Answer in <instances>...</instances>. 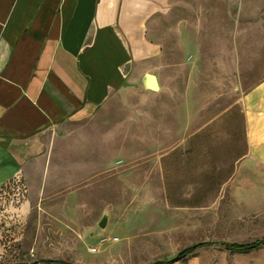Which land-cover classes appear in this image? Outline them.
Instances as JSON below:
<instances>
[{
  "label": "rangeland",
  "instance_id": "374dc122",
  "mask_svg": "<svg viewBox=\"0 0 264 264\" xmlns=\"http://www.w3.org/2000/svg\"><path fill=\"white\" fill-rule=\"evenodd\" d=\"M148 34L161 91L119 94L0 182V264H151L199 242L171 264H264L220 244L264 238L239 106L264 79V0H165Z\"/></svg>",
  "mask_w": 264,
  "mask_h": 264
},
{
  "label": "crops",
  "instance_id": "0c3cea01",
  "mask_svg": "<svg viewBox=\"0 0 264 264\" xmlns=\"http://www.w3.org/2000/svg\"><path fill=\"white\" fill-rule=\"evenodd\" d=\"M164 2L0 0V182L38 164L75 127L108 116L119 94L161 91L155 67L162 51L148 26ZM147 75L156 89L145 84ZM239 106L243 163L252 162L261 178L264 79Z\"/></svg>",
  "mask_w": 264,
  "mask_h": 264
},
{
  "label": "trees",
  "instance_id": "16d2710c",
  "mask_svg": "<svg viewBox=\"0 0 264 264\" xmlns=\"http://www.w3.org/2000/svg\"><path fill=\"white\" fill-rule=\"evenodd\" d=\"M214 244L213 242H199L194 245L188 246L187 248L183 249L179 255L181 257H186L192 254L196 249L210 246ZM226 250L228 251H233V252H238V253H247L253 250L260 249L264 247V238L250 242V243H220ZM47 262L49 263H57V264H73V263H68L62 260H48ZM151 264H171V261L169 260H158L155 261Z\"/></svg>",
  "mask_w": 264,
  "mask_h": 264
},
{
  "label": "water",
  "instance_id": "95a60500",
  "mask_svg": "<svg viewBox=\"0 0 264 264\" xmlns=\"http://www.w3.org/2000/svg\"><path fill=\"white\" fill-rule=\"evenodd\" d=\"M145 84H146L147 87H149V88L156 89V83H155V79H154L153 76H149V75H147V76L145 77ZM106 222H107V218H106V216H104V217L101 219V221H100V223H99V226H100L101 228H104V227L106 226ZM181 258H182V257H181L180 255H178V256L174 257L173 259H171V262H173V263H174V262H177V261H179Z\"/></svg>",
  "mask_w": 264,
  "mask_h": 264
}]
</instances>
